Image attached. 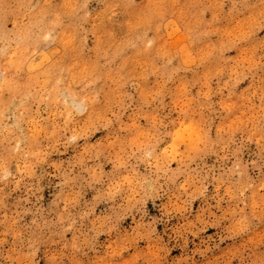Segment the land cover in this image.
Instances as JSON below:
<instances>
[{
    "label": "rangeland",
    "instance_id": "1",
    "mask_svg": "<svg viewBox=\"0 0 264 264\" xmlns=\"http://www.w3.org/2000/svg\"><path fill=\"white\" fill-rule=\"evenodd\" d=\"M0 264H264V0H0Z\"/></svg>",
    "mask_w": 264,
    "mask_h": 264
}]
</instances>
